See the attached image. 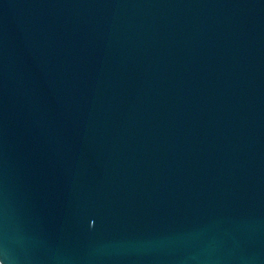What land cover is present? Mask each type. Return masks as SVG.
<instances>
[{
	"label": "water",
	"instance_id": "obj_1",
	"mask_svg": "<svg viewBox=\"0 0 264 264\" xmlns=\"http://www.w3.org/2000/svg\"><path fill=\"white\" fill-rule=\"evenodd\" d=\"M0 264H264V0H0Z\"/></svg>",
	"mask_w": 264,
	"mask_h": 264
}]
</instances>
